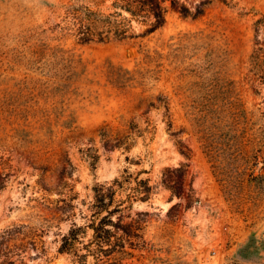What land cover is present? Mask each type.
Listing matches in <instances>:
<instances>
[{
	"label": "rangeland",
	"instance_id": "rangeland-1",
	"mask_svg": "<svg viewBox=\"0 0 264 264\" xmlns=\"http://www.w3.org/2000/svg\"><path fill=\"white\" fill-rule=\"evenodd\" d=\"M115 1L0 0V235L15 233L4 242L10 260L78 264L57 251L71 224L55 209L70 160L76 214L94 185L125 169L153 186L132 203V216L147 215L130 264H264V0H179L191 10L204 1L197 18L167 0L162 27L148 34L132 22L141 36L121 41L51 32L71 6L129 18ZM43 43L65 51L69 67L38 56ZM129 125L128 147L103 146L102 128L114 138ZM178 167L176 196L161 178Z\"/></svg>",
	"mask_w": 264,
	"mask_h": 264
},
{
	"label": "trees",
	"instance_id": "trees-1",
	"mask_svg": "<svg viewBox=\"0 0 264 264\" xmlns=\"http://www.w3.org/2000/svg\"><path fill=\"white\" fill-rule=\"evenodd\" d=\"M167 0H116L115 8L124 10L130 17L122 16L121 12L104 14L90 9L88 6H71L65 13L61 23L55 24L51 32L61 36L70 35L82 44L91 42L121 41L141 36L132 25L136 22L146 25L145 33H151L165 24ZM226 1V0H223ZM204 1L194 5L191 10L183 2L172 0L171 7L177 10L181 16L197 18L204 13L202 6ZM49 53L55 59V64H60V69L69 67L71 58L65 55V51L58 47H48L41 44L37 48L38 56ZM112 76L111 79H118ZM158 101L166 104L165 98L159 96ZM153 106V104H150ZM167 105V104H166ZM167 106H165V109ZM128 126L125 135H117L112 138L103 128L100 135L103 138V146L115 149L125 144L129 146ZM180 143V141L178 142ZM108 145V146H107ZM89 153L90 148L87 149ZM184 156L187 152L180 149ZM90 157L97 158V155L90 154ZM94 160V159H93ZM74 172V166L67 160L59 173L60 197L57 200L55 209L63 216L71 218V224L66 233L59 239L58 253L72 256L78 264H88V259L93 264H130L132 250L144 243L143 230L147 212H136L131 215L132 203L134 201H147L153 192V186L148 179L132 178L125 169L124 175L114 178L111 182L96 184L92 187V197L89 202H83L86 206V213L74 212V200L77 193L74 192L68 179ZM185 169L166 168L162 174L161 183L173 195L179 196L185 182ZM131 179L135 186H130ZM76 215L81 222L78 223ZM14 231L6 230L0 235V264H13L8 254V248L4 245L5 240L14 235Z\"/></svg>",
	"mask_w": 264,
	"mask_h": 264
}]
</instances>
